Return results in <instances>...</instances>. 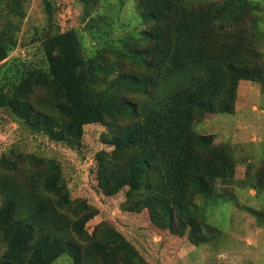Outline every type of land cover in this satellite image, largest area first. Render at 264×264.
Returning a JSON list of instances; mask_svg holds the SVG:
<instances>
[{
	"label": "trees",
	"instance_id": "trees-1",
	"mask_svg": "<svg viewBox=\"0 0 264 264\" xmlns=\"http://www.w3.org/2000/svg\"><path fill=\"white\" fill-rule=\"evenodd\" d=\"M43 4L37 56L22 58L12 54L24 1L0 0V110L28 133L77 149L85 126L104 125L112 149L95 155L99 190H127V211L147 210L152 222L181 227L182 235L191 227L196 245L216 237L220 230L193 208L197 198L234 202L218 188L235 180L237 164L228 145L195 127L207 114L234 113L242 80L264 79L254 62L261 53L247 43L261 36L259 3L137 0L144 29L120 37L93 11L89 47L78 29L58 27L55 0ZM250 46L247 65L237 52ZM259 177L251 185L261 189ZM97 214L86 199L72 198L56 159L14 147L0 155V228L22 235L24 252L55 250L74 264H149L108 222L90 233Z\"/></svg>",
	"mask_w": 264,
	"mask_h": 264
},
{
	"label": "rangeland",
	"instance_id": "rangeland-1",
	"mask_svg": "<svg viewBox=\"0 0 264 264\" xmlns=\"http://www.w3.org/2000/svg\"><path fill=\"white\" fill-rule=\"evenodd\" d=\"M23 1L27 15L18 32L19 46L12 56L25 58L37 56L36 31L46 26L47 18L43 0ZM252 1L260 6L255 14L262 17L261 36L256 41L248 36L247 43L258 47L261 57L253 60L264 76V0ZM55 2L58 27L61 31H81L87 47L93 40L85 26L93 11L95 17L104 15L114 23L115 37L129 34L134 29H144L137 0H93L90 5L84 0ZM251 46L245 53L242 48L237 52L247 65ZM228 48H231L230 40ZM195 128L201 134L212 135L217 145H228L237 164L235 180L218 188V195L225 189L235 197L234 202L220 199L214 204H206L205 199H196L197 208L195 206L193 211L220 230L216 237L200 245L189 239L188 233L194 234L191 227L184 229L185 234L182 235L181 227L176 232L152 222L147 210L140 213L127 211V190L114 196H107L99 190L95 155L102 149H112L103 140L106 133L104 125L85 126L82 145L77 149L43 135L28 133L7 112L0 110V155L14 147L56 159L62 167L72 198L86 199L98 210L87 224L88 231L91 233L99 223L108 222L136 247L149 264H264V188L251 185L252 177L257 175L261 181L264 180V79L242 80L234 113L207 114ZM2 231L0 228L2 264H74L55 250L26 253L22 249V235Z\"/></svg>",
	"mask_w": 264,
	"mask_h": 264
}]
</instances>
